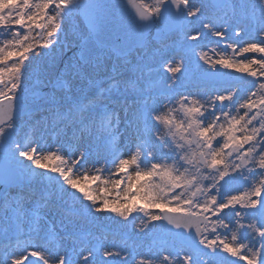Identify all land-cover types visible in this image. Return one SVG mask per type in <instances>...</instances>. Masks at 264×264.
I'll return each instance as SVG.
<instances>
[{"label": "snow or ice", "instance_id": "snow-or-ice-1", "mask_svg": "<svg viewBox=\"0 0 264 264\" xmlns=\"http://www.w3.org/2000/svg\"><path fill=\"white\" fill-rule=\"evenodd\" d=\"M216 7L225 16L258 15L260 26L249 35L237 25L230 35V26L217 27L192 0H0V186L6 189L17 176H38L79 204L67 215L94 220L110 212L128 222L138 213L139 233L161 228L166 237L141 253L116 244L87 247L83 236L67 231L73 246L66 249L55 243L51 226L41 237L39 206L25 209L26 197L0 191V221L14 232L11 239L9 228L3 230L0 264H225V254L233 258L228 264H264V0H218ZM77 15L85 18L87 32L82 63L72 67L87 90L57 95L66 85L52 74L53 64L39 70L29 95L32 106H48L57 125L93 132L109 144L120 134L117 106L127 112L135 105L125 128L132 147H110L90 167V154L79 144L44 150L32 137L13 135L26 107L25 73L33 59L50 57L61 46L65 24ZM116 15L141 31L180 37L179 58L161 63L167 74L162 89L151 82L140 86L152 71L146 65L131 97L127 83L121 87L114 77L97 79L87 71L102 67L107 45L99 36ZM206 40L216 45L213 55L200 45ZM192 64L205 76L231 77L234 71L239 83L215 94L188 91L181 81ZM45 81L48 93L41 91ZM40 239L43 244L34 242Z\"/></svg>", "mask_w": 264, "mask_h": 264}, {"label": "rangeland", "instance_id": "rangeland-1", "mask_svg": "<svg viewBox=\"0 0 264 264\" xmlns=\"http://www.w3.org/2000/svg\"><path fill=\"white\" fill-rule=\"evenodd\" d=\"M197 1L199 4H194L198 7L204 6L205 9L203 10L205 15L214 17L221 14L220 12L212 13L208 0ZM253 18L254 20L252 18H247V24L249 26L259 25L257 19H255V17ZM69 22L72 30L67 33L64 31L62 32L61 38L65 41L62 43V47H66L69 41L71 44L74 41L79 42L80 38L87 32V28L79 15L74 16ZM193 25H195V28L200 27L196 22ZM187 43L192 44L193 42L188 41ZM197 50H200L199 45L197 46ZM56 52L58 53H54L48 57L52 60V62H48V66H51L54 61H58L59 58H62L60 49H57ZM180 54V38L172 39L152 50L150 54L138 57L136 61L125 65L113 76L107 77L119 76L115 78V81L121 87L127 83L130 89L129 96L131 97L134 95L131 89L135 87L138 78L141 76L140 69L146 65L150 67L152 71L143 75V78L139 80L140 86H144L145 83L151 82L156 87L162 89L166 84L167 74L164 73L161 63L168 57L179 58ZM52 57H55V59L53 60ZM199 73L200 70L196 68L195 64L190 65L189 74L182 78V87L192 92L210 90L212 88L211 85H207V82L201 79ZM82 88L87 90L86 82H84L79 89ZM78 90L76 92H78ZM134 111L135 105L132 104L129 105L127 112L117 106V112L121 121L120 134L111 144L98 138L95 133L82 131L79 127L57 125L53 113L49 108L34 115L25 116L28 117L25 129L16 136V139L23 140L25 136L32 137L44 150L49 146L55 148L57 144H67L70 141L74 144H79L80 151H86L90 154L88 165L90 167L96 160H101L102 162L103 157L107 154L110 147L118 146L124 152H127V150L132 147V136L130 131H125V128L127 120L132 118ZM24 163L27 164L28 162L25 161ZM36 171L39 172L41 170L37 169ZM33 179L34 184L31 188L15 189L10 196L26 197L24 199L25 209H33L39 206V212L45 217V219L41 221V226L44 229V231L41 232V237L47 232V228L51 226L54 228L56 234L55 243L62 245L66 249L73 246L72 240L65 239L67 231H76L83 236L85 239L84 246L87 247H91L97 243H102L106 247L116 244L121 247H134L141 253L146 252L150 246H153L154 241L158 245L162 239H166L161 228H155L147 235L139 233L138 226L141 222V214L138 213L134 214L137 217L134 221L130 218L128 222L123 221L122 218L110 212H105L94 220L84 216L67 215V212L73 207H79V204H74L72 197L67 195L61 196L58 191L52 190L48 186V182L40 179L38 176L33 177ZM35 189H37L36 193L33 192ZM241 190H243L242 187ZM6 227L9 228L8 238L14 239V232L11 227L5 222L0 221V244L5 242L3 230ZM27 227L26 224L25 231H27ZM34 242L43 244L44 240H34ZM79 246L80 245H77V248ZM231 259L233 258L227 257L225 254V264H228ZM97 260H99V257H97Z\"/></svg>", "mask_w": 264, "mask_h": 264}, {"label": "water", "instance_id": "water-1", "mask_svg": "<svg viewBox=\"0 0 264 264\" xmlns=\"http://www.w3.org/2000/svg\"><path fill=\"white\" fill-rule=\"evenodd\" d=\"M211 1L216 7L218 0H211ZM107 2L112 4H118V3H122L123 0H107ZM80 18L83 24L85 25V27L87 28V23L85 18L83 16H80ZM169 34L170 33H168L167 35ZM167 35L159 34L155 28L149 29L147 31H141L140 29L133 28L130 26V21L127 17L121 18L118 15H116L108 19V21L106 22L105 26L103 27L100 33L99 38L107 45L105 56L107 58H114L118 56H124L132 52L136 48L143 46L149 41L152 40L157 41L166 37ZM81 38L79 42L76 45H74L73 47L74 50L66 51L65 54H62V58H59L58 61L53 62L54 64L53 74L60 75L65 85H66V80L64 79L63 75L67 70L68 65L72 67L73 64L82 63L79 60V55L81 52L80 44L82 42ZM70 60H71V64H69ZM36 74H37L36 69L32 68L24 77L23 88L26 96L25 98L26 107L24 112L17 116L16 121H18L21 117L34 115L38 112L48 109L47 105H41L40 107L32 106L31 97L29 94L32 90L33 85L36 82V78H37ZM210 78L217 80V79H222L223 77L216 76ZM50 90H51V86L47 84V81H45V84L41 85V91L43 93H48ZM13 188L24 189V176L14 177V182L6 189L3 188V186H0V191L8 192L10 189Z\"/></svg>", "mask_w": 264, "mask_h": 264}, {"label": "bare ground", "instance_id": "bare-ground-1", "mask_svg": "<svg viewBox=\"0 0 264 264\" xmlns=\"http://www.w3.org/2000/svg\"><path fill=\"white\" fill-rule=\"evenodd\" d=\"M192 3L199 4V2L197 0H192ZM202 7H203V9H205L204 6H202ZM218 11H223V9L218 10ZM71 30H72L71 24L68 21L65 24L64 32L67 33V32H70ZM61 35H62V33H61ZM176 38H180L178 36V34L170 33L169 35H167L166 37H164L160 40L149 41L148 43L144 44L141 47L136 48L135 50H133L132 52H130L124 56H118V57H114L112 59H107V57L104 56V59L102 61V67L99 70H96L93 67L89 66L87 68V71L90 74L94 75L97 79H100L102 77L109 76V75L113 76L114 74H116L119 71V69L123 68L125 65L136 61L138 57L148 55V54H150V52L152 50L163 45L165 42H168V41H170L172 39H176ZM66 41H68V40H66ZM64 42L65 41L61 38V46L58 47V50L60 49L62 54H65L66 51H68V50H74L73 45L77 44L76 41L72 42V44L69 41V43L66 47H62V43H64ZM56 51L53 52L52 54L58 53ZM49 61L52 62V60L49 59L48 57H43V58L40 57L37 60L33 59L31 65L28 68V71L25 73V76L27 75V73L32 68H35L36 72L38 73L41 68L48 66ZM69 64H71V60L69 61ZM52 74H53V72H52ZM63 77L66 80V88L57 89V95H64L65 92L68 90H71L70 94H76L77 93L76 91L82 87V84L84 82H86V81H81V79L75 74V69L73 67H71L70 65H68L67 70L65 71ZM27 119H28V117H21L18 121H16V131L14 133L15 138L18 134H20L22 131H24L26 123L28 121ZM33 184H34L33 177L24 176V187H25V189L31 188L33 186ZM14 190H15V188L10 189L8 191L9 196L11 195L12 191H14Z\"/></svg>", "mask_w": 264, "mask_h": 264}, {"label": "flooded vegetation", "instance_id": "flooded-vegetation-1", "mask_svg": "<svg viewBox=\"0 0 264 264\" xmlns=\"http://www.w3.org/2000/svg\"><path fill=\"white\" fill-rule=\"evenodd\" d=\"M237 2H239V0H237ZM210 9H214L216 8L215 5L212 3V1L210 0V5H209ZM207 16V15H205ZM209 17L210 19H212L215 23H216V26L217 27H220V28H224V27H229L230 26V35H231V31L232 30H235L237 25H239V27L245 29L249 35H252L254 34V30L256 28H258L260 25H257V26H249L247 24V18L249 19H253V17H255V19H257L258 21V15L257 16H253L251 13H249L248 15H240L239 13H237L236 16H233L232 12L229 11L227 16L224 15V12L221 13V14H218L217 16H214V17H210V16H207ZM225 21H227V23H225ZM259 23V21H258ZM217 38L215 37H209V40L211 41H215ZM225 41H221V44H220V47L223 46ZM200 45H203V50L204 51H209V55H213V53L210 51V49H212L213 47H216V45L214 43H210L208 42L207 40L206 41H201L200 42ZM200 45H199V49H200ZM206 67V66H205ZM225 71H232V70H225V69H221V73L225 72ZM200 77L202 80L206 81L207 85H211V89L208 90V91H211L213 93L215 89H220V88H224V87H228L229 85H236L237 83H239V74L238 73H235L234 71H232V76L231 77H228V76H220V77H223L222 79H212L210 78L211 76H205V74L200 71L199 73ZM119 76H114V78H117ZM216 77V76H215ZM109 78V77H107ZM105 78V79H107Z\"/></svg>", "mask_w": 264, "mask_h": 264}, {"label": "trees", "instance_id": "trees-1", "mask_svg": "<svg viewBox=\"0 0 264 264\" xmlns=\"http://www.w3.org/2000/svg\"><path fill=\"white\" fill-rule=\"evenodd\" d=\"M37 191V190H36ZM35 192V191H34ZM36 193V192H35Z\"/></svg>", "mask_w": 264, "mask_h": 264}]
</instances>
